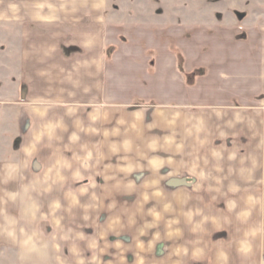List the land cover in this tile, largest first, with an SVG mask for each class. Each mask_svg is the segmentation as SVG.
I'll return each mask as SVG.
<instances>
[{
	"label": "crops",
	"instance_id": "1",
	"mask_svg": "<svg viewBox=\"0 0 264 264\" xmlns=\"http://www.w3.org/2000/svg\"><path fill=\"white\" fill-rule=\"evenodd\" d=\"M107 5L0 0V54L16 24L21 55L7 107L0 74V137L18 140L0 160V264H264V26ZM73 187L96 195L91 244L55 207Z\"/></svg>",
	"mask_w": 264,
	"mask_h": 264
},
{
	"label": "rangeland",
	"instance_id": "2",
	"mask_svg": "<svg viewBox=\"0 0 264 264\" xmlns=\"http://www.w3.org/2000/svg\"><path fill=\"white\" fill-rule=\"evenodd\" d=\"M107 4L109 17L119 21L169 22L171 24H176L178 21L199 24H227L237 21L239 24L264 26V0H107ZM19 30L16 24L4 26V55L0 54V64H4V72L0 71V74L4 76L2 95L4 107H7L5 103L17 98L20 89ZM0 36H2L1 30ZM0 107L3 108L0 109L1 118V115H4L7 110L4 111L3 105ZM5 123V131L12 128L15 132V119L12 121V125H8L7 120ZM2 129L0 127V131ZM4 147L13 151L18 149L15 133L10 135L9 140L0 137V160L2 161H4ZM58 190L60 192V189ZM73 192V195H61L60 197L63 199V203L59 205V208L62 206L73 208V217L64 218L62 216L65 226L67 229H71L70 235L73 240L87 239L91 244L90 237L96 225V195L93 189L82 194L73 187ZM73 198L78 201L75 206H73ZM87 218H89V222ZM4 259L12 263L13 255L4 257Z\"/></svg>",
	"mask_w": 264,
	"mask_h": 264
},
{
	"label": "clouds",
	"instance_id": "3",
	"mask_svg": "<svg viewBox=\"0 0 264 264\" xmlns=\"http://www.w3.org/2000/svg\"><path fill=\"white\" fill-rule=\"evenodd\" d=\"M9 7H10V9H11V11L13 12V13H16L17 11H18V9H17V7H16V5H9ZM71 111V110H70ZM40 115L41 116H43V115H45V113H40ZM96 119H98V117H93V120L95 121ZM197 131H199V129H197ZM71 139H72V141L73 142H76L77 141V139H78V137L77 136H75V135H73L72 137H71ZM115 150V149H114ZM88 158H90V156L88 157ZM87 163V158H86V160H85V164ZM62 167H64V168H69L70 167V165H68V164H64V165H62ZM11 178V177H10ZM63 180H64V178L63 177H59L58 176V178H57V180L56 181H54V182H56V183H63ZM83 194V193H82ZM11 199L12 200H15V197L13 196V197H11ZM78 203V201H76L74 198H73V206H75L76 204ZM55 207L56 208H59V204H57V205H55ZM157 218H159V217H157ZM12 227V230H9V231H7V235L10 237V238H12L13 240H15V226L14 225H12L11 226ZM24 247H25V249L27 250V251H35V248H34V246H32V240H31V238H29L28 240H26L25 242H24ZM94 247V246H93ZM79 264H84V262L81 260V261H79Z\"/></svg>",
	"mask_w": 264,
	"mask_h": 264
}]
</instances>
